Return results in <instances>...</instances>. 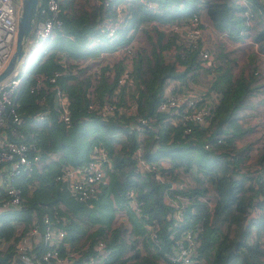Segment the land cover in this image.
Returning <instances> with one entry per match:
<instances>
[{
	"label": "trees",
	"instance_id": "obj_1",
	"mask_svg": "<svg viewBox=\"0 0 264 264\" xmlns=\"http://www.w3.org/2000/svg\"><path fill=\"white\" fill-rule=\"evenodd\" d=\"M117 1L105 6L103 0H82V13L74 17L70 11L73 0H60L61 25L55 30L50 52H45L38 66L37 73L47 77L44 86L30 90L32 77L22 83L13 105L21 121L16 124L8 119L16 132L0 126L7 138L33 142L40 154L38 165L15 179L22 195L20 206L0 210V215L7 214L0 219V236L7 239L5 249L0 250V263H8L15 253L14 243L29 226L36 222L41 233L42 215L46 213L52 224L63 229L62 240L68 242L69 250L77 253L64 264H76L93 253L97 240L106 250L99 264H172L170 246L180 227L197 232L198 245L190 264H263L264 245L259 233L264 230V184L251 167L264 169V152L260 150L257 163L249 165L244 162L247 145L237 147L233 141L248 129L237 114L249 104L257 75L253 70L234 75L220 50L214 52L209 66L201 67L199 40L185 44L177 40V33L168 34L159 24L182 22L192 13H202L212 29L239 39L251 27L250 18L255 19L259 26L252 33V41L264 54V4L261 0H124L118 10ZM147 1L156 6L147 7ZM103 20L117 23L112 36L99 29L98 22ZM137 28L147 35L150 45H134L130 78L135 84L130 100L125 95L133 86L131 81L116 84V76L126 64L122 58L101 64L93 78L92 71L86 70L88 66L71 71L68 57H86L96 50L110 49L129 40ZM62 33L66 35L64 42L59 39ZM51 75L53 81L48 78ZM201 76L219 97L206 119L187 122L190 129L184 133L180 122L163 120L167 112L157 110L156 105L166 79L177 78L187 84L197 83ZM55 85L64 92L63 101L70 112L68 124L58 118ZM104 96H112L110 101L119 108L106 115L87 108L91 98ZM129 104L134 108L126 109ZM42 111L46 112L45 120L35 121L34 116ZM141 117H148V121L143 125L145 135L139 139L132 124ZM217 135H222L220 140ZM139 141L143 158L155 164L160 178L154 170L134 171L133 152ZM206 142L208 147L203 146ZM94 147L104 150L111 167L95 195L76 200L54 175L62 165L81 164L93 157ZM183 173L188 180L183 181ZM128 188L135 192L139 214L126 206ZM167 195L178 201L177 196L182 198L180 225L172 224L173 204ZM115 207L125 211L137 235L128 232L126 221L111 222ZM252 207L257 212L249 215ZM85 222L95 229L87 232L75 249L71 244L83 232ZM150 224H155L156 240L147 228ZM33 247L39 249V242ZM58 249L65 251L62 243Z\"/></svg>",
	"mask_w": 264,
	"mask_h": 264
},
{
	"label": "built area",
	"instance_id": "obj_2",
	"mask_svg": "<svg viewBox=\"0 0 264 264\" xmlns=\"http://www.w3.org/2000/svg\"><path fill=\"white\" fill-rule=\"evenodd\" d=\"M21 0H0V69L7 61L9 55L14 48V39L16 31V21L18 7ZM98 1V0H93ZM111 0H103V4L107 6ZM264 4V0H261ZM245 2V0H241ZM147 7L154 8L155 2H146ZM116 8L117 5H115ZM60 11V0H37L36 12L33 19V25L27 37V45L24 54L20 59V67L16 68L14 72H11L0 84V126H9L10 132L15 133L14 127L8 123L10 121L16 124L21 121L20 116L14 111V99L16 93L23 83L24 78L27 76L26 69L33 57L34 53L42 49L43 44L50 37L53 32L61 25V19L58 16ZM246 12V11H245ZM120 18H118L119 21ZM117 23L114 21H100L98 27L100 30L105 29L106 35L112 36ZM159 27L164 32L170 33H183L187 39V43H195L199 40L198 57L201 67L209 66L212 61V54L208 47L204 46L202 40V34L206 32L224 33L212 29L208 21L202 18L200 15L192 13L187 17L185 21H173L169 23H161ZM173 49V48H172ZM171 50V49H170ZM103 53L113 55L117 58H122L125 62V67L117 74L116 84L117 86L129 82L130 80V61L134 53V44H130V39L120 42L118 45L110 49L100 50ZM45 53V52H44ZM95 53L87 56H95ZM259 58L263 63L264 68V54L258 52ZM115 58V59H117ZM102 60H94L92 66H88L92 71V75L96 76L98 68L101 64L106 63ZM68 63L71 71L77 67H86V63L73 62L68 58ZM18 64V66H19ZM17 66V67H18ZM258 70L254 69L253 72L259 74ZM58 72L55 71L54 74ZM33 83H30L29 89L38 88L44 86L46 75L43 73H35L31 76ZM50 81H53L54 76L48 77ZM93 78V77H92ZM164 85L162 91V98L156 105L157 110H164L167 114L163 117V120L171 122H180L183 125V132H188L190 126L187 122H202L209 114L210 108L218 100L219 93L215 90H211L206 87L195 86L192 88L185 82H178L177 85L171 84ZM54 93L56 96V104L59 105L58 118L68 124L70 121V112L66 106L64 99V92L59 86H54ZM113 96V95H112ZM110 96V97H112ZM104 96L101 99L91 98L87 104V108L95 111L96 113L106 115L113 109H118L119 106H114V103ZM133 104L127 105L126 109H133ZM124 109V108H123ZM8 114H11L8 116ZM46 112L42 111L34 116L35 121L45 120ZM148 118V117H147ZM147 118H138L132 127L137 131L139 139L144 134L143 125L146 123ZM222 135H217V140H220ZM204 147H208V143L203 144ZM96 153L93 157L84 161L81 164L76 165H62L60 169L55 173L54 179L61 181L67 192L76 200H86L88 197L95 195L96 190L101 181L106 177V170L111 167L110 158L105 154L101 147H94ZM143 147L141 141L136 145L133 155L135 157L134 171L154 170L157 177L160 178V174L153 162L146 161L143 158ZM54 156V154H51ZM40 154L36 150L33 142L16 141L7 138L5 135L0 137V161L3 163L0 165V210L6 208H18L21 204L22 195L20 187L16 184L15 179L22 173L32 170L34 166L39 163ZM231 158V156H230ZM250 166H243V168H249ZM253 174L260 176V180L264 184V169H261L258 165H253ZM183 178L188 180L187 173H183ZM264 188V187H263ZM126 206L132 209L136 214H139V205L135 197V192L132 188L126 190ZM180 200H176L167 195L166 198L173 204L172 224L177 226L182 223L184 205L182 198L177 196ZM257 209L250 210L249 215L252 212H256ZM253 214V213H252ZM42 223L44 225L41 233H38L36 222L25 229L21 237L14 243L15 253L8 261L7 264H64L69 261L71 255L77 253L69 248H65L63 252H60L58 247L60 243H63L62 237L64 234L63 229L55 224H52L50 217L43 213ZM151 237L155 238V224L147 225ZM39 242V249L33 247L34 243ZM198 245L197 232L193 228L180 227L177 233L173 236L170 246V261L172 264H190L192 257L196 253V246ZM94 252L82 258L76 264H99L106 255V250L103 249V242L97 240L94 244ZM1 264V263H0Z\"/></svg>",
	"mask_w": 264,
	"mask_h": 264
},
{
	"label": "rangeland",
	"instance_id": "obj_3",
	"mask_svg": "<svg viewBox=\"0 0 264 264\" xmlns=\"http://www.w3.org/2000/svg\"><path fill=\"white\" fill-rule=\"evenodd\" d=\"M236 1L241 2V0H236ZM79 2H82V0H73L72 5H71L70 11H72V14L74 17H78L82 13V7L84 6V3L80 4ZM200 16L204 18L202 13H200ZM250 23H251V27L248 28L246 31H244L245 34H243L242 37H240L239 39L231 38L226 33L216 34L211 31L210 32L204 31V33L202 34V38H203L202 40L204 41V46L208 47V49L211 51L213 58H214V55H213L214 52L218 50H220L222 53L224 52L223 53L224 58L227 59L226 63L230 67V70L232 71L234 75L238 74L239 72L245 73L247 71L254 70V69L264 70L263 63L260 60L259 55H258L259 51L256 49L255 42L252 41V33L259 26V24L257 23L255 19H251V18H250ZM148 26L151 29L149 30V32L151 34L152 40H154L155 38L154 31L151 25H148ZM54 35H55V31L53 32V34L50 35V37L43 44L42 46L44 47L43 51L42 49H39L34 53L33 57L31 58L27 66V69H26L27 76L24 78L23 83L24 82L26 83L32 75L38 72V66L41 62L43 55L45 54L44 52L47 53V52H50L51 50L52 40H53L52 38L54 37ZM177 37H178L177 39L178 41H183L185 44L187 43V39L185 38V35L183 33L181 32L178 33ZM65 38H66V35L62 33L59 39L60 41L64 42ZM130 44H134L135 48H137V46L148 48L150 45V40L140 28H137L130 38ZM242 44H244V46L241 48ZM100 50L98 51L96 50L93 52V53L96 52L95 56H90V57L86 56V57H77V58L68 57V58H70V60H73V62L75 63H77V61H80V63L85 62L86 65L90 67L92 66L94 60L100 59L103 62L108 61V63H111L113 60H115V58H117L115 54L106 55L107 52L103 53ZM216 58L220 60L219 57H216ZM20 64L17 68L20 67ZM82 70H85V69H82ZM86 70L89 71L88 68ZM258 72L259 74L256 73V75L258 76V78H260L258 80H261L264 77V71H258ZM90 77H94V76L91 74ZM256 79H255V82H256ZM130 81H131V78L129 80V83ZM170 81L171 79L169 80L166 79L164 85H168L167 87H169L171 85ZM198 82L206 83L207 80L205 78H202L201 76ZM130 84H133V86L127 88V91H126L127 94L125 95L129 100L131 99L130 96L132 92L130 90L134 89V84H135L133 83V79ZM196 85H199V84H196L193 82L188 83V86H191L192 88H195ZM254 92L255 90L253 91V93L249 95V100L251 101V105L248 104L246 106H243L237 114L238 120L241 121L243 125L249 126V129H246L245 132L240 135V139L248 142L249 144L252 143V145H256L257 151L262 150L264 152V98H263L264 92L259 91L261 93L257 92L255 94ZM125 103L127 104L126 99H125ZM254 117L257 120L254 119ZM0 130H3V128H0ZM252 161H253L252 159H244V162L248 163L249 165H251ZM113 205L115 206V204ZM119 211H122V208H116V207L113 208L112 218H111L112 222H114V220L116 222L118 221V219H120L119 216L121 214L118 213ZM252 213L251 215L255 214L254 212ZM6 217H7L6 213L0 215V219L6 218ZM127 219H128V216H126V221ZM94 229H95V226H93L91 223L85 222L83 232L79 234V236L74 240V243H72L71 246L75 248L76 245L83 242V240L85 239V234L87 232L92 233ZM128 232L132 235L136 234L135 232H133V229H131V227ZM62 244L64 245V248H69V249L71 248L70 246L67 245L66 241H64V243Z\"/></svg>",
	"mask_w": 264,
	"mask_h": 264
},
{
	"label": "water",
	"instance_id": "obj_4",
	"mask_svg": "<svg viewBox=\"0 0 264 264\" xmlns=\"http://www.w3.org/2000/svg\"><path fill=\"white\" fill-rule=\"evenodd\" d=\"M37 0H21L18 7L14 48L7 61L0 69V84L20 63V59L26 50L27 37L33 25Z\"/></svg>",
	"mask_w": 264,
	"mask_h": 264
},
{
	"label": "crops",
	"instance_id": "obj_5",
	"mask_svg": "<svg viewBox=\"0 0 264 264\" xmlns=\"http://www.w3.org/2000/svg\"><path fill=\"white\" fill-rule=\"evenodd\" d=\"M123 3H124V0H118L117 1V3L115 5H117L118 10H119V7L123 5ZM115 8H116V6H115ZM243 46H244V44L241 45V48ZM170 79H171L170 84L177 85V83L179 82V80L177 78H170ZM258 79H260V78H258V76H257L256 83H255V87H254V90H255L254 94L257 93V92H259V91L264 92V77L261 80H258ZM196 84H199L197 86H200V87H206L207 86L206 85L207 83L197 82ZM187 85H188V83H187ZM261 92H259V93H261ZM247 102L251 105V101L249 100V97L247 99ZM260 118H261V116H260ZM254 119H256V118L254 117ZM248 129H249V126H248ZM1 135H5V132L2 131V130H0V137H1ZM233 141H234V143H235V145L237 147L240 146V145H243L244 146L246 144L247 145V148L245 150L244 159H252L253 160L252 163H254L255 161H256L255 163H257V158L259 157L261 151H257L256 145H252V143L249 144L248 142L243 141L242 139H240V137L239 138L238 137L235 138ZM215 170H216L217 173H220V168L219 167L215 166ZM118 213L121 214L119 216L120 219H118V220H120L122 222L123 221H126V213H125V211L122 209V211H119ZM111 222H112V220H111ZM114 222H115V220H114ZM125 223H126L127 228L129 229L131 227V222L128 221V219H127V221ZM259 234H260V238H261V243L264 245V230H261ZM10 237L11 236H9V238ZM63 243H64V241H63ZM6 245H7V239L4 238L3 236H0V250L1 251L4 250L5 247H6ZM67 245H68V242H67Z\"/></svg>",
	"mask_w": 264,
	"mask_h": 264
}]
</instances>
